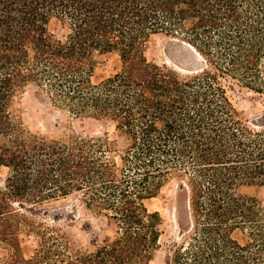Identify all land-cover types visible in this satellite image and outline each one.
Returning <instances> with one entry per match:
<instances>
[{
    "label": "trees",
    "instance_id": "16d2710c",
    "mask_svg": "<svg viewBox=\"0 0 264 264\" xmlns=\"http://www.w3.org/2000/svg\"><path fill=\"white\" fill-rule=\"evenodd\" d=\"M157 34L191 45L202 67L151 61ZM108 54L122 67L95 83ZM236 86L264 96V0H0V171L9 170L0 264H154L164 220L146 201L175 175L189 205L165 263L264 264V214L239 194L264 185V116L243 119L229 94ZM33 87L69 114L61 133L32 132L16 110ZM90 119L114 125L116 137L75 125ZM72 196L107 217L115 236L103 228L80 242L58 225L76 222L71 213L36 220ZM24 227L40 237L30 259Z\"/></svg>",
    "mask_w": 264,
    "mask_h": 264
},
{
    "label": "rangeland",
    "instance_id": "374dc122",
    "mask_svg": "<svg viewBox=\"0 0 264 264\" xmlns=\"http://www.w3.org/2000/svg\"><path fill=\"white\" fill-rule=\"evenodd\" d=\"M57 31L62 33V26L57 25ZM148 58L159 64H168L180 70L182 67H195L198 65L189 55L179 40L164 34L153 35L147 44ZM182 66V67H181ZM122 67V62L118 55H104L98 57V65L93 78L95 83L116 74ZM186 71V70H184ZM36 87L30 88L29 91L18 99L16 110L23 114L24 120L28 128L38 134L47 136L57 135L62 132L69 123L72 122L69 114L55 107L45 94H39ZM229 94L240 110L241 116L249 123L260 121L264 116V96L252 91L246 87L236 86L229 91ZM75 125L80 129L86 130L90 135L95 137H104L114 139L116 130L114 125L97 120L76 121ZM8 168L0 171V181L4 184L8 176ZM184 181L175 175L163 187L160 193L146 201V205L151 212L159 211L163 217L164 223L160 226L162 236L160 239V248L156 253L154 264H166L165 257L169 246L175 241H182L179 236L180 224L178 220L179 208L185 198V193L180 190V185ZM239 194L242 197L254 198L258 201L257 207L264 214V185L244 186L241 187ZM78 206V210H77ZM52 212V215H45L43 211L39 212L36 220L44 222L47 225H54L51 220L56 217H66L68 213L71 216L76 215V222L60 221L58 225L66 227L68 232L75 239L82 243L90 241L91 233L103 234V228L107 230L112 237L115 236V225H111L110 221L104 215H97L86 210L76 196L68 199L60 200L46 206ZM74 208L76 212L73 213ZM51 218V219H50ZM75 218V217H74ZM264 219V217H263ZM72 224V225H70ZM86 224H90V229H85ZM57 225V224H55ZM90 231V232H89ZM239 237L245 241V235L238 233ZM23 255L26 259L32 258L40 248V237L37 233L28 227H24L20 234ZM6 250L0 248V263L5 256Z\"/></svg>",
    "mask_w": 264,
    "mask_h": 264
},
{
    "label": "water",
    "instance_id": "95a60500",
    "mask_svg": "<svg viewBox=\"0 0 264 264\" xmlns=\"http://www.w3.org/2000/svg\"><path fill=\"white\" fill-rule=\"evenodd\" d=\"M184 48L186 49V51L189 53V55L198 63V65H196L195 67H182V69L186 70V71H196L199 70L202 67V63L200 61L199 55L197 54V52L193 49V47L191 45L188 44H183ZM257 121H253V124H256ZM186 187L185 182L181 183L180 185V190H182L184 193V189ZM186 205V206H185ZM189 205V198H187L186 193H185V198L183 203H181V207L183 206L184 208L187 207ZM49 215H52V212L49 213ZM53 217H56L55 215ZM179 236L182 237L183 236V231L180 230Z\"/></svg>",
    "mask_w": 264,
    "mask_h": 264
}]
</instances>
